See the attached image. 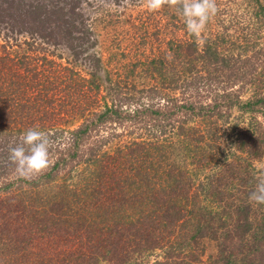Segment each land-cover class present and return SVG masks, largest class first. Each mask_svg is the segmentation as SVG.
Segmentation results:
<instances>
[{
	"label": "trees",
	"instance_id": "16d2710c",
	"mask_svg": "<svg viewBox=\"0 0 264 264\" xmlns=\"http://www.w3.org/2000/svg\"><path fill=\"white\" fill-rule=\"evenodd\" d=\"M84 1L0 0V176L21 133L54 142L0 186V264H264L262 0L241 36L210 22L111 68Z\"/></svg>",
	"mask_w": 264,
	"mask_h": 264
},
{
	"label": "rangeland",
	"instance_id": "374dc122",
	"mask_svg": "<svg viewBox=\"0 0 264 264\" xmlns=\"http://www.w3.org/2000/svg\"><path fill=\"white\" fill-rule=\"evenodd\" d=\"M261 2L264 4V0ZM216 3L218 11L208 22L214 23L213 27L226 21V24H230L229 33L235 37L241 36V33L253 26L254 16L250 13L253 0H216ZM82 11L92 24L94 38L97 39L94 51L109 68L134 62L145 56L151 57L164 47L166 39H183L186 29L178 7L165 5L158 11H150L145 0H88L82 3ZM247 119V114L240 116L234 108L230 126L227 127H242ZM235 132L236 130L231 131L230 135L233 137ZM14 169L7 175L0 176V186L4 180L13 181L16 178Z\"/></svg>",
	"mask_w": 264,
	"mask_h": 264
},
{
	"label": "clouds",
	"instance_id": "9594fccd",
	"mask_svg": "<svg viewBox=\"0 0 264 264\" xmlns=\"http://www.w3.org/2000/svg\"><path fill=\"white\" fill-rule=\"evenodd\" d=\"M150 11H158L165 5L179 8L189 34L200 40L209 20L218 11L216 0H145ZM53 140L47 131L29 128L21 133L18 141L9 146V161L15 166V174L22 179L32 180L43 174L51 166ZM229 162V159H228ZM255 190L249 200L264 204V177L257 178Z\"/></svg>",
	"mask_w": 264,
	"mask_h": 264
}]
</instances>
